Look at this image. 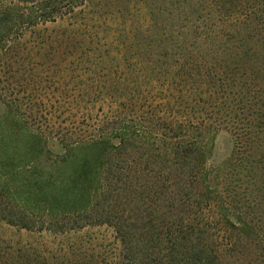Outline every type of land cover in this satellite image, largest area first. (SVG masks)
I'll return each instance as SVG.
<instances>
[{"label": "trees", "instance_id": "trees-1", "mask_svg": "<svg viewBox=\"0 0 264 264\" xmlns=\"http://www.w3.org/2000/svg\"><path fill=\"white\" fill-rule=\"evenodd\" d=\"M96 1L0 0V264H264V0Z\"/></svg>", "mask_w": 264, "mask_h": 264}, {"label": "rangeland", "instance_id": "rangeland-1", "mask_svg": "<svg viewBox=\"0 0 264 264\" xmlns=\"http://www.w3.org/2000/svg\"><path fill=\"white\" fill-rule=\"evenodd\" d=\"M96 2H99L97 0ZM95 4V3H94ZM232 143L231 138L226 132H220L218 133L213 141V148H212V154L210 157V163L213 166H218L223 160H225L231 150ZM0 233L7 238H12L14 240H18L19 236L22 237L23 240L26 239V235L24 233H21L18 235L14 229H8L5 226H0ZM100 233H104L107 237L109 236L107 232H104L103 229H101Z\"/></svg>", "mask_w": 264, "mask_h": 264}]
</instances>
